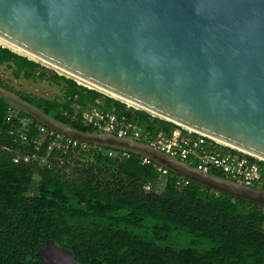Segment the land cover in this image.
Here are the masks:
<instances>
[{
    "label": "water",
    "instance_id": "water-1",
    "mask_svg": "<svg viewBox=\"0 0 264 264\" xmlns=\"http://www.w3.org/2000/svg\"><path fill=\"white\" fill-rule=\"evenodd\" d=\"M0 38L89 88L264 161V0H0ZM0 96L62 136L130 151L264 206L263 189L131 138L76 130L1 86ZM38 255L42 264H87L51 240Z\"/></svg>",
    "mask_w": 264,
    "mask_h": 264
},
{
    "label": "trees",
    "instance_id": "trees-1",
    "mask_svg": "<svg viewBox=\"0 0 264 264\" xmlns=\"http://www.w3.org/2000/svg\"><path fill=\"white\" fill-rule=\"evenodd\" d=\"M2 65L14 78L61 84L60 97L45 98L0 79L1 87L76 130L95 132L80 116L90 106L126 115L151 135L178 127L0 45ZM10 109L15 115L7 120ZM24 119L30 121L26 126ZM37 124L0 96V264H42L38 251L46 240L87 264H264V206L193 182L179 187V176L169 173L162 181L154 166L141 164L133 153L110 157L107 148L81 142L65 154L51 151L50 168L14 163L15 154L33 152L19 134L32 139ZM250 159L259 166L253 186L264 190V161ZM34 172L40 175L36 182Z\"/></svg>",
    "mask_w": 264,
    "mask_h": 264
},
{
    "label": "built area",
    "instance_id": "built-area-1",
    "mask_svg": "<svg viewBox=\"0 0 264 264\" xmlns=\"http://www.w3.org/2000/svg\"><path fill=\"white\" fill-rule=\"evenodd\" d=\"M76 80L77 79H75V81ZM76 82L83 85L79 81ZM84 86L88 87V85ZM126 106L136 108L129 104H126ZM14 115L15 111L10 109L6 119L10 120ZM151 115L155 116L153 114ZM80 116L83 124L90 126L95 132L112 133L151 145L191 166L209 172L212 170L218 171L222 173L225 178L241 184L253 186L259 177L258 162L256 160H251V155L229 147L214 138L186 127L176 124L178 127L168 132L160 130L156 134L151 135L135 120L128 119L126 115H117L113 109L90 106L80 110ZM29 122L30 121H28V123ZM28 123L23 125L26 126ZM35 131L36 134L32 139H29L25 133L19 134L22 142H31L34 150L31 153L15 154L12 158L14 163H35L39 168H50L52 166V162L49 160L51 151L56 149L65 154L69 149L77 147L80 143L75 139L55 133L41 124L35 126ZM47 137H49L50 140L46 142V149L44 153L41 154L42 144ZM96 147L99 151L105 148ZM105 152L110 157H118L121 159L129 158L132 153L130 151L115 148H107ZM139 157L141 159V164L155 167L158 172V177L162 179V181H164L165 177L170 173L166 168L155 164L153 161L141 156ZM254 158L259 160L256 157ZM56 159L60 160L58 157ZM36 176H38V179L40 178V175L34 172L33 179L36 180ZM189 182V180L180 177L176 181V185L181 187L187 185ZM162 186L163 183L159 182L156 189ZM143 188L148 191L151 189V186L150 184H146Z\"/></svg>",
    "mask_w": 264,
    "mask_h": 264
},
{
    "label": "rangeland",
    "instance_id": "rangeland-1",
    "mask_svg": "<svg viewBox=\"0 0 264 264\" xmlns=\"http://www.w3.org/2000/svg\"><path fill=\"white\" fill-rule=\"evenodd\" d=\"M0 45L9 47L13 51L20 53L22 55H26V54H23L22 52H20L19 50H17L16 48H14L8 44L3 43L2 41H0ZM27 57H29V56H27ZM35 61L39 62L43 67H45L47 69H51V70L56 71L60 75H64L66 77H71L70 75H67V74L55 69L54 67L50 66L49 64H47L43 61H40L37 59H35ZM71 78H73V77H71ZM0 79H2L5 83H7V85L10 88H12L16 91L26 93V94H30V95H34V96H38V97L53 98V97H60L62 94L61 84H59V83L56 84V83L50 82L48 80H31V79H24L22 77L14 78L10 73V69H8L5 65L1 66ZM76 81H78V80H76ZM80 83H82V82H80ZM82 84L87 85L84 83H82ZM103 93L105 94V92H103ZM106 95H109V94H106ZM35 178H36V180L34 179V182L37 181L38 176H36ZM161 189H162V187H158L157 191H161ZM180 244H182V245L186 244V240H181Z\"/></svg>",
    "mask_w": 264,
    "mask_h": 264
},
{
    "label": "bare ground",
    "instance_id": "bare-ground-1",
    "mask_svg": "<svg viewBox=\"0 0 264 264\" xmlns=\"http://www.w3.org/2000/svg\"><path fill=\"white\" fill-rule=\"evenodd\" d=\"M0 41H2L3 43L8 44V45H10V46L16 48L17 50H19V51L22 52L23 54H26L27 56L32 57V55L28 54L27 52L23 51V50L20 49V48H18V47H16V46L12 45V44H10V43H8V42L5 41L4 39L0 38ZM45 63H46V62H45ZM47 64H48V63H47ZM49 65H50V64H49ZM50 66L54 67L55 69H57V70H59V71L65 73V74H67V75L72 76V74H70V73H68V72H66V71H63L62 69H60V68H58V67H55V66H53V65H50ZM72 77H75V76H72ZM75 79H77L79 82H82V83H84V84H87V85L90 86V87H93V86H94V85H92V84H90V83H87V81H84V80L81 79V78L75 77ZM94 87H95V86H94ZM108 94H110V95H112V96H114V97H116V98L122 99L123 101H125V102L128 103L129 105H134V106H136V107H139L137 104H135V103H133V102L127 100V99H124V98H122V97H120V96H118V95H115V94H112V93H108ZM215 139H216L217 141H219L220 143H223V144H225V145H229L228 143H226V142H224V141H221V140H219V139H217V138H215Z\"/></svg>",
    "mask_w": 264,
    "mask_h": 264
},
{
    "label": "crops",
    "instance_id": "crops-1",
    "mask_svg": "<svg viewBox=\"0 0 264 264\" xmlns=\"http://www.w3.org/2000/svg\"><path fill=\"white\" fill-rule=\"evenodd\" d=\"M28 121H29V120H27V119H24V120H23V124H26V123H28Z\"/></svg>",
    "mask_w": 264,
    "mask_h": 264
}]
</instances>
